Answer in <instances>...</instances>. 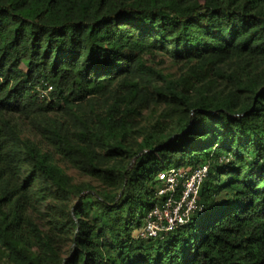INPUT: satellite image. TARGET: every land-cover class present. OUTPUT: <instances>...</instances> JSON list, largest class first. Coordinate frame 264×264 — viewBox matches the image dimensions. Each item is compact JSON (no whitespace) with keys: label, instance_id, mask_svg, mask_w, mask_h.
<instances>
[{"label":"trees","instance_id":"16d2710c","mask_svg":"<svg viewBox=\"0 0 264 264\" xmlns=\"http://www.w3.org/2000/svg\"><path fill=\"white\" fill-rule=\"evenodd\" d=\"M203 164L201 209L133 236ZM0 260L264 264V0H0Z\"/></svg>","mask_w":264,"mask_h":264},{"label":"built area","instance_id":"2783aa9c","mask_svg":"<svg viewBox=\"0 0 264 264\" xmlns=\"http://www.w3.org/2000/svg\"><path fill=\"white\" fill-rule=\"evenodd\" d=\"M227 161L226 156H221L218 160L220 163ZM208 170L209 164H203L194 169L171 167L160 171L155 185L158 200L136 230V237L162 239L165 234L185 225L191 214L201 209L198 195Z\"/></svg>","mask_w":264,"mask_h":264},{"label":"rangeland","instance_id":"374dc122","mask_svg":"<svg viewBox=\"0 0 264 264\" xmlns=\"http://www.w3.org/2000/svg\"><path fill=\"white\" fill-rule=\"evenodd\" d=\"M158 68H162L164 70V73L169 74L171 77H178L180 75L179 66L178 65L171 66L170 62L167 60H164L162 62L159 61ZM40 92L41 94L43 93V95H47V92L45 91L44 92L40 91ZM162 107H163L162 104L159 102L154 101L153 103H151L150 106L142 112V117L138 124V127H141L143 129L148 128L149 125L155 121V118L158 112L160 111V109H162ZM140 141H141V137H138L137 135H133V138L131 139L130 143L131 145H135L137 143H140ZM122 162L126 163L127 161L123 160ZM58 165L66 172V174L71 176L75 182L86 180L83 177L79 176L75 171V169L59 162ZM180 167H183L185 169H194L191 168L190 166H180ZM73 203H76V201H73ZM132 235L136 236V230L133 231ZM0 264H5L4 260H0Z\"/></svg>","mask_w":264,"mask_h":264}]
</instances>
